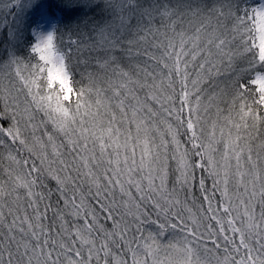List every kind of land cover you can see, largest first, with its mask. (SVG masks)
<instances>
[{
  "label": "snow or ice",
  "instance_id": "snow-or-ice-1",
  "mask_svg": "<svg viewBox=\"0 0 264 264\" xmlns=\"http://www.w3.org/2000/svg\"><path fill=\"white\" fill-rule=\"evenodd\" d=\"M0 264H264V0H0Z\"/></svg>",
  "mask_w": 264,
  "mask_h": 264
},
{
  "label": "trees",
  "instance_id": "trees-1",
  "mask_svg": "<svg viewBox=\"0 0 264 264\" xmlns=\"http://www.w3.org/2000/svg\"><path fill=\"white\" fill-rule=\"evenodd\" d=\"M259 2H261V0H249V3H259ZM83 11L89 15L92 14L90 9L85 8V9H83Z\"/></svg>",
  "mask_w": 264,
  "mask_h": 264
}]
</instances>
